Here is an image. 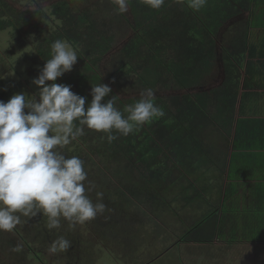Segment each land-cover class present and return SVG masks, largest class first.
Wrapping results in <instances>:
<instances>
[{
    "label": "trees",
    "instance_id": "1",
    "mask_svg": "<svg viewBox=\"0 0 264 264\" xmlns=\"http://www.w3.org/2000/svg\"><path fill=\"white\" fill-rule=\"evenodd\" d=\"M207 1L209 8L204 6L201 10L204 13L211 11V17L217 18L216 27H221L220 17H236L243 11V7L241 10L238 8V0ZM16 4L12 0H0V32L12 30L14 40L18 36L16 40L19 42L33 43L36 54L41 59L42 68L46 60L51 58V44L55 40H67L72 44L77 51L78 61L71 72L65 73L56 82L70 85L74 93L87 97L86 106L92 99V85L108 84L112 88L111 95L119 96L115 106L123 112L126 105L134 104L140 99L141 92L152 89L151 86H146L150 81L158 83V89H152L155 93L154 104L162 108L164 116L155 117L138 126L128 136L113 132L118 138L111 143L107 141L106 133L85 127L83 136L61 150L66 157L73 156L70 148L87 151L98 157L104 167H115L124 163L125 167L135 172L137 182L118 187L125 201L122 204L115 202L114 210L125 214L120 207H125L128 204L126 200L129 199V203L132 202L133 205V201H137L136 209L141 207V211H148L150 215L156 214V209L168 204L169 199L165 197V193L169 183L177 182L179 176L184 177L187 169L194 170L191 163L193 159L190 163L186 160L191 154L188 150L184 149L182 155L176 157L174 132L183 130L177 144L186 145L187 140H190L202 155L213 151L209 146H203L198 139L214 120L217 126L220 125L219 127L230 135L242 79L240 68L244 65L246 56L229 51L227 54L222 53L216 42L218 31H214L206 19H201L200 13L188 6V0H178L154 9L152 18L143 24L133 17V7L130 3L125 14H117L116 6L109 0H88L85 3L80 0H51L50 3L49 0L43 3L34 1L30 6L32 9L28 10H24L25 6H22L21 10ZM46 10H50L53 16L52 22L59 24L58 29L43 35V22L49 14ZM117 39L119 42L115 45ZM250 58L249 56L246 61L243 85L245 91L251 87ZM192 60L197 64L207 60L216 64L212 65L214 71L211 68L208 72L210 77L222 76V64L225 79L235 80L233 85L218 86L224 91L223 99L219 97L222 94H218L219 98L206 107L200 98L191 92L194 88L187 86V83L181 85L186 88L183 94H178L181 90L173 94L171 90L165 89L172 81L189 79L188 72L180 75L176 68L181 67L187 71ZM0 100L7 102L6 94L0 93ZM213 108L220 113L226 110V118L215 115L216 118L209 119L207 111L210 113ZM123 114L127 116V113ZM239 134L237 125L235 143ZM189 157H193V154ZM88 162L92 163L91 160ZM159 169L161 171L157 172ZM85 170L86 185L90 181L94 185L93 189L100 190L97 182L100 179L95 180L100 176L92 172L96 171V166L88 165ZM109 190L114 193V190ZM109 205L111 206V202ZM137 211L133 216L135 220L139 219L137 215H140ZM144 217L149 216L144 214L140 219ZM218 217V211L211 210L194 228L183 232L181 240L206 243L213 241L216 236H222ZM260 234L263 235L264 232H240L242 238L249 240L262 239Z\"/></svg>",
    "mask_w": 264,
    "mask_h": 264
},
{
    "label": "rangeland",
    "instance_id": "2",
    "mask_svg": "<svg viewBox=\"0 0 264 264\" xmlns=\"http://www.w3.org/2000/svg\"><path fill=\"white\" fill-rule=\"evenodd\" d=\"M12 1L17 3L16 5L19 6V9L23 10L25 6L24 10H28L32 9L30 6H32L34 1L43 3L46 0ZM80 1L85 3L88 0ZM50 2L51 0H49ZM175 2H178V0H165L164 5ZM130 4L133 7V17L142 24L150 20L154 14L153 12H155L153 8L141 3L140 0H130ZM46 12L49 14L43 22L41 31L43 35L58 29L59 24L52 22L53 16L50 10H46ZM104 14L105 12L102 15ZM201 15L205 19V13L201 12ZM220 18L223 20L222 17ZM207 22L212 27L217 23L216 19L212 18L207 20ZM13 38L14 32L12 30L0 32V93L6 94L7 101L16 93L36 95L38 100V88L31 81L33 78L38 77L40 69H42L41 59L36 54L33 43L19 42L16 40L18 36L15 37V40ZM118 42L117 39L115 45ZM189 67L190 69L187 71L182 70L181 67L176 68V72L180 75L188 72L190 76L188 80L182 79L180 80L181 82L172 81L165 89L171 90L173 94H176L177 90H181L178 94H183L186 88L184 89L181 85L187 83V86L194 88V91L192 90L191 92L197 98H200L206 107L207 105H212L216 98L222 97L223 99V89L218 88L220 85L213 86L211 83L212 77L208 74L212 67L210 60L203 61L200 64L192 60ZM157 85L158 83L150 81L146 86H151L153 90H157ZM218 94L222 95L218 97ZM214 110V108L210 109V113L207 111L211 120L216 118L215 115L221 116L218 110ZM219 126L214 120L210 127L207 130L204 129L199 136L198 140L200 143L205 147L209 146L213 150L207 155H202L198 148H194L190 140H187L186 145L177 144L183 135V130L179 129L174 132L173 140L176 157L181 156L184 149L188 150L193 154V157H189L190 154L186 160L190 163V160L193 159L191 163H193L194 170L189 171L187 169L186 178L182 181L169 183L168 190L165 193V197L169 199L168 204L163 208L156 209V214L154 215L148 214V211L145 210L141 211V207L136 209L137 201H133L135 204L133 205L132 202L129 203V199L126 200L128 204L125 207H120V209L125 211V214L122 213V215L119 210H114L113 205L115 202L122 204L125 201L123 199L124 195L118 187L137 182L135 181L137 178L135 172L125 167L124 163H120L115 167L108 165L104 167L98 157L87 151L70 148L73 156H78L84 162V167L88 165L96 166V171H90L100 176L95 180L100 179V181H97L98 187L101 191H106L103 192L102 201L106 205L105 212L83 225H76L74 228H70L68 221L62 219L61 227L51 231L45 226L46 217L41 215L31 219L22 217V223L12 232L0 231V264H145L149 262L151 264H189L192 259L190 257L191 254L199 257L197 264H206L201 256L205 253V250H200L197 247L195 249L188 245L178 246V250L172 247L174 250L167 249L162 251L163 256L157 260L155 259L158 257V251H161V247L169 248L174 246L173 244L183 234L182 230L179 229L181 225L179 220L188 216L191 207L195 206L193 201L187 200L185 197L195 193L196 189H205V193L212 189L207 188L206 185L210 180L208 182L206 180L213 177L214 172L218 173L212 163L216 159L217 145L220 149L222 143L220 136H217V133L221 131ZM74 147L76 146L74 145ZM89 160L92 161L91 164L88 162ZM219 160L221 162L222 156H219ZM159 171L161 170L159 169L157 172ZM192 181L194 183H191ZM86 186L88 187V185ZM109 189L114 190V193ZM100 190L93 189L90 192H86V194L95 203L97 200L96 193L101 192ZM110 202L111 206L109 205ZM190 202L191 204L189 205ZM135 211L140 213V215H137L139 220H131ZM144 214L149 217L140 219L141 215ZM182 227L183 231H190L194 228L190 222ZM58 236H64L71 241V247L66 252L49 254L47 249L51 241ZM156 241H158V244L151 246ZM163 241L165 244L160 245ZM17 244L22 245V251L13 252L12 248Z\"/></svg>",
    "mask_w": 264,
    "mask_h": 264
},
{
    "label": "clouds",
    "instance_id": "3",
    "mask_svg": "<svg viewBox=\"0 0 264 264\" xmlns=\"http://www.w3.org/2000/svg\"><path fill=\"white\" fill-rule=\"evenodd\" d=\"M140 2L159 9L165 0ZM111 3L117 14L129 10L130 0ZM206 3L188 0L194 11ZM77 61L72 44L55 40L51 58L31 81L38 88L39 99L16 93L7 102L0 100V231L12 232L22 223V217H46L45 226L51 231L61 227L62 219L74 228L102 215L106 210L103 192L96 193L94 203L86 194L94 185L89 181L86 188L84 162L78 156L66 157L61 150L83 136L85 127L106 133L111 143L118 138L113 132L128 136L138 126L164 116L162 108L154 104L151 88L141 92L140 99L126 105L122 112L115 106L119 96L111 95L108 84L92 85V99L86 106L87 97L74 93L70 85L56 82L71 72ZM70 247L71 241L58 236L47 251L56 254ZM12 251H22V245L17 244Z\"/></svg>",
    "mask_w": 264,
    "mask_h": 264
},
{
    "label": "crops",
    "instance_id": "4",
    "mask_svg": "<svg viewBox=\"0 0 264 264\" xmlns=\"http://www.w3.org/2000/svg\"><path fill=\"white\" fill-rule=\"evenodd\" d=\"M237 5L239 10L243 7L238 16H229L222 20L221 27H213L214 31H218L216 42L222 53L227 54L229 51L246 56L245 63L240 68L242 79L234 125L230 135L222 129L217 133L223 146L221 142L220 149L217 145L216 159L212 163L218 173L214 172V176L206 180L207 182L210 180L207 188L212 189L206 193L205 189H196L195 193L186 196L185 199L193 201L195 206L191 207L188 216L179 220L181 223L179 229L183 233L184 224L190 222L194 226L214 209L218 211L219 227L223 235L216 236L211 242L200 243L184 242L181 240L182 234L174 246L169 248L163 246L165 249L161 247L155 260L163 256L162 251L172 247L178 250V246L188 245L205 250L201 256L206 264H264V234L259 235L263 237L262 239L253 240L244 239L240 235V232L245 230L264 232V0H238ZM205 6L209 8V1ZM196 12L198 14L200 12L199 15L203 19L202 10ZM211 15L209 10L205 13V19L209 20L212 18ZM212 19L217 21L216 17ZM249 56L251 87L245 91L243 85ZM211 70L214 71V68ZM224 74L221 64L222 78L212 76V85H233L235 80L231 78L226 80ZM220 114L221 118H226L227 111L222 110ZM237 125L240 134L235 143ZM219 156H222L221 162ZM185 178L186 176H179L178 181ZM133 219L134 217L131 218ZM157 244L158 241L151 246ZM162 244H165L164 241L160 245ZM190 257L192 259L189 264L198 263L199 257L195 254H191Z\"/></svg>",
    "mask_w": 264,
    "mask_h": 264
}]
</instances>
